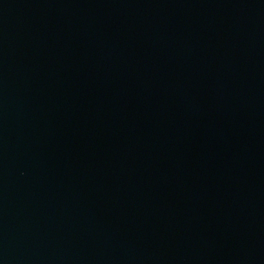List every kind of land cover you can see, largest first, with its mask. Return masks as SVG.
Returning a JSON list of instances; mask_svg holds the SVG:
<instances>
[{
  "label": "water",
  "instance_id": "95a60500",
  "mask_svg": "<svg viewBox=\"0 0 264 264\" xmlns=\"http://www.w3.org/2000/svg\"><path fill=\"white\" fill-rule=\"evenodd\" d=\"M0 264H264V0H0Z\"/></svg>",
  "mask_w": 264,
  "mask_h": 264
}]
</instances>
